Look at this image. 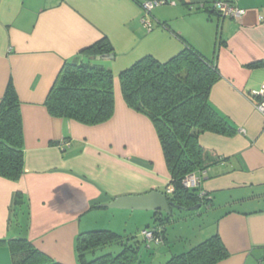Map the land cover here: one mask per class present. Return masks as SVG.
Returning <instances> with one entry per match:
<instances>
[{"label": "crops", "instance_id": "crops-1", "mask_svg": "<svg viewBox=\"0 0 264 264\" xmlns=\"http://www.w3.org/2000/svg\"><path fill=\"white\" fill-rule=\"evenodd\" d=\"M145 1L0 0V99L11 80L24 136L22 177L0 178V241L22 235L53 261L79 264L76 239L103 222L107 208L98 205L166 191L170 176L153 124L127 107L118 75L146 56L166 62L190 46L215 61L220 79L209 101L237 130L199 137L218 159L195 173L198 193L210 200L208 232L230 254L218 264H264V115L250 99L264 85V0H234L244 10L238 20L213 8L230 0H165L147 18L150 29L141 21ZM102 38L114 54L105 65L113 73L112 117L87 126L51 116L44 102L61 67ZM130 216L142 225L139 213ZM0 264H12L6 245Z\"/></svg>", "mask_w": 264, "mask_h": 264}, {"label": "trees", "instance_id": "trees-1", "mask_svg": "<svg viewBox=\"0 0 264 264\" xmlns=\"http://www.w3.org/2000/svg\"><path fill=\"white\" fill-rule=\"evenodd\" d=\"M111 53L109 40L102 38L65 62L45 99L48 113L87 126L108 121L115 108L113 73L94 57ZM219 79L215 61L190 46L166 62L146 56L118 75L127 107L145 115L153 124L169 171L167 187L172 188L170 194H164L174 206L209 207L206 195L200 197L198 188L189 189L183 184L188 176L218 162L200 146L199 137L204 133L232 137L237 131L209 101L211 88ZM23 141L21 103L10 80L0 99V178L17 182L22 177ZM15 204H24L20 194H16ZM167 221L170 217L154 213L153 227L148 228L154 229L162 242ZM113 244L120 247L116 254L97 255ZM0 245L8 247L12 264H59L22 235L0 241ZM143 247L149 249L144 240L140 243L133 236L123 238L105 229L81 232L76 239L79 264H141ZM229 256L220 236L213 234L186 252L171 255L163 264H218Z\"/></svg>", "mask_w": 264, "mask_h": 264}, {"label": "rangeland", "instance_id": "rangeland-1", "mask_svg": "<svg viewBox=\"0 0 264 264\" xmlns=\"http://www.w3.org/2000/svg\"><path fill=\"white\" fill-rule=\"evenodd\" d=\"M98 64L106 65V61L102 62L100 60ZM103 213V222L97 227H92L93 230H110L123 236V238H131L133 236L140 243L143 241L142 231L153 226L152 211L131 212V210L107 208ZM131 213H139L141 215L140 221L142 225H139L137 220L131 218ZM172 216L174 220H172ZM170 220L163 225V235H165L167 243L162 242L160 245L150 244L147 250L144 247L141 248V264H163L171 255L186 252L198 242L211 236L208 231L212 227L213 216L208 214V210L204 206L193 211L176 209L172 213ZM203 235L204 237H202ZM180 237H182V240L179 239ZM119 250L120 247L117 244H113L96 253L97 255L107 252L116 254Z\"/></svg>", "mask_w": 264, "mask_h": 264}, {"label": "built area", "instance_id": "built-area-1", "mask_svg": "<svg viewBox=\"0 0 264 264\" xmlns=\"http://www.w3.org/2000/svg\"><path fill=\"white\" fill-rule=\"evenodd\" d=\"M234 0H230L227 2H215L213 4L214 9L222 16L227 18H232L235 20L240 19L244 15V10L238 8L234 5ZM167 1L165 0H147L142 3L141 7L143 10V17L141 19L144 26L150 29L151 24L147 20L151 11L158 6L165 5ZM250 99L257 111L264 115V85H262L259 89H255L250 91ZM69 146V142L63 141L61 147ZM184 186L186 188H198L199 189V179L195 176V174L188 176L184 181ZM166 192L170 194L172 192L171 187H167ZM200 197H203L205 194L199 193ZM154 229H145L142 231L141 235L146 246L149 248L150 244L160 245L162 243L161 237L155 233Z\"/></svg>", "mask_w": 264, "mask_h": 264}, {"label": "water", "instance_id": "water-1", "mask_svg": "<svg viewBox=\"0 0 264 264\" xmlns=\"http://www.w3.org/2000/svg\"><path fill=\"white\" fill-rule=\"evenodd\" d=\"M96 61H109L114 59V54H103L95 56ZM98 207L118 209V210H137V211H152L159 216L166 215L171 217L172 209L182 211H193L201 207V204L190 208H181L170 203L166 195L159 191H150L143 195H126L115 198L113 201L105 204H100Z\"/></svg>", "mask_w": 264, "mask_h": 264}]
</instances>
